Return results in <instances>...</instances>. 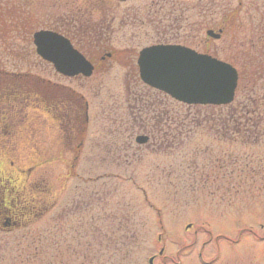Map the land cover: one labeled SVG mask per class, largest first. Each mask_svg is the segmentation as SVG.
Segmentation results:
<instances>
[{
	"label": "rangeland",
	"instance_id": "374dc122",
	"mask_svg": "<svg viewBox=\"0 0 264 264\" xmlns=\"http://www.w3.org/2000/svg\"><path fill=\"white\" fill-rule=\"evenodd\" d=\"M148 1L121 5L138 18L113 34L115 50L123 51L121 63L107 71L64 79L30 53L22 64L5 65L68 85L76 103L78 95L87 102L88 122L71 129L42 108L6 111L8 122H19V138L14 166L0 160V173L20 184L24 174L16 168L30 169L24 183L33 193L22 188V199L43 204L26 225L0 231V264H149L150 258L151 264H264L263 131L221 140L189 122L194 110L168 100L171 111L187 117L175 140L130 133L133 80L123 75L137 52L154 43L221 60L238 54L230 42L236 31L218 39L205 31L217 33L222 10L237 7L235 38L247 42L264 23V0H165L146 17ZM137 135L148 139L137 144Z\"/></svg>",
	"mask_w": 264,
	"mask_h": 264
},
{
	"label": "flooded vegetation",
	"instance_id": "af4514ba",
	"mask_svg": "<svg viewBox=\"0 0 264 264\" xmlns=\"http://www.w3.org/2000/svg\"><path fill=\"white\" fill-rule=\"evenodd\" d=\"M126 1L0 0V160H10L9 167L14 166L11 157L15 153L13 145L19 138L17 125L19 122L12 120L8 122L10 116L6 111L18 108L17 110L22 112L30 107L38 111L42 108L59 124L69 122L71 129L76 126L85 129L88 122V105L83 97L78 95L81 107L72 109L71 116L67 111L74 106V101L68 85L33 73L8 70L5 65L22 64L23 59H29L26 54L30 53L35 60L40 59L48 64L54 75L75 80L88 79L98 72L107 71L110 68L108 65H119L123 50H115L112 36L124 27L133 25L138 18L133 7L121 8ZM159 3L161 7L165 6V0L148 1L144 6L149 14L146 17H150L151 12L154 15L161 11V7H157ZM39 31L56 33L67 40L71 47L92 65L91 74L87 77L82 74L67 76L57 72L51 63L43 60L36 52L34 34ZM154 44L175 43L165 41ZM21 49L25 52H21ZM137 55L132 61V67L123 73L127 80L130 78L140 80L136 65ZM16 170L24 174L20 184L15 183L16 178L10 174L7 173L5 176L4 172L0 173V231H11L26 225L43 204L32 202L35 199L33 196L28 200L22 199L24 196V193L22 196L20 192L22 188L29 189L30 192H27L30 195L33 193V186L28 187L25 184L29 182L30 169ZM44 205L42 207L45 209Z\"/></svg>",
	"mask_w": 264,
	"mask_h": 264
},
{
	"label": "trees",
	"instance_id": "16d2710c",
	"mask_svg": "<svg viewBox=\"0 0 264 264\" xmlns=\"http://www.w3.org/2000/svg\"><path fill=\"white\" fill-rule=\"evenodd\" d=\"M238 9L236 7L228 11L222 10L220 25L217 27L220 37H227L235 31L238 33ZM257 24L255 33L252 31V36L247 42L238 41L235 38L237 33L230 40L233 42L232 47L238 49V54H232L224 60L234 66L238 73L235 96L231 103L220 106L183 104L161 91L146 86L139 79H134L132 85L127 88L130 133H133L134 129L147 132L158 143L175 140L177 131L183 127L187 117L180 118L182 115L171 111L167 105L169 100L194 110L189 122L197 127L209 129L218 139L229 140L232 134L236 137L254 138L262 134L258 131H263L264 134V23L260 20ZM74 95L72 93L74 106L67 111L71 116L72 109H77L76 105L81 107V104L76 103ZM145 122L150 125L147 126Z\"/></svg>",
	"mask_w": 264,
	"mask_h": 264
},
{
	"label": "water",
	"instance_id": "95a60500",
	"mask_svg": "<svg viewBox=\"0 0 264 264\" xmlns=\"http://www.w3.org/2000/svg\"><path fill=\"white\" fill-rule=\"evenodd\" d=\"M213 39L219 32L206 30ZM37 54L67 76H89L92 65L67 40L56 33L34 34ZM136 65L140 80L170 98L188 105H227L235 96L238 73L230 63L179 44H154L139 50ZM147 136L137 135L143 144ZM151 263V260L149 261Z\"/></svg>",
	"mask_w": 264,
	"mask_h": 264
}]
</instances>
